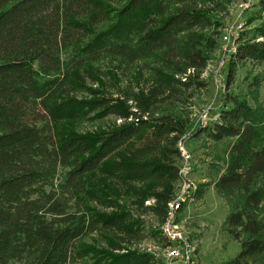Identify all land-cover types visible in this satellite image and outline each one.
<instances>
[{"label": "trees", "instance_id": "trees-1", "mask_svg": "<svg viewBox=\"0 0 264 264\" xmlns=\"http://www.w3.org/2000/svg\"><path fill=\"white\" fill-rule=\"evenodd\" d=\"M209 1L0 0V264H163L131 248L161 237L123 198L161 223L166 218L180 178L178 141L188 130L176 108L195 87H206L201 75L219 22ZM252 31L247 40L240 35L229 56L226 90L238 62L264 63V20ZM103 59L111 86L131 68L145 86L123 98L107 95L99 67H91ZM87 78L100 88L89 87ZM259 82L254 76L249 87ZM84 91L92 97L80 96ZM106 116L122 121L76 129L85 118ZM202 134L231 140L214 185L229 201L227 230L240 244L231 263L247 264L264 252L257 217L264 110L226 91L218 120L194 133ZM60 168L68 169L62 188L46 191ZM204 191L199 186L197 197ZM93 233L106 246L87 244Z\"/></svg>", "mask_w": 264, "mask_h": 264}, {"label": "rangeland", "instance_id": "rangeland-1", "mask_svg": "<svg viewBox=\"0 0 264 264\" xmlns=\"http://www.w3.org/2000/svg\"><path fill=\"white\" fill-rule=\"evenodd\" d=\"M217 1L210 0L208 3L211 12L219 19V22L212 30L214 33L212 37L214 47L210 51L211 59L201 75V80L206 83V87H195L191 91L193 96L183 106L178 105L176 108V111L181 112L188 120V130L180 140L191 156L193 167L185 182L180 180L175 182L173 198H176L185 186H189L191 194L194 192V200L188 201L177 216V220L183 222L188 242L194 247L190 259L194 264H232L231 261L240 251L239 242L227 230L226 221L230 208L229 201L216 191L214 185L215 180L226 167L231 140L227 138L215 141L205 134L196 136L194 133L201 126H208L212 124L216 117H219L226 91L244 100L252 109L259 105L264 110V63L249 60L238 62L235 67L234 81L229 86V90H226V80L229 72V49H226L225 42V36L229 37L230 44L237 43L240 35L243 36L240 41L247 40L252 36L253 27L261 24L264 20V0ZM63 58L64 61L69 60L71 53L66 52ZM107 65V59L91 65V67H99L95 69L99 70V76L103 79L102 86L107 95L123 98L128 90L137 92L145 86L143 79L136 80L137 74H134L135 71L132 68L130 71L114 78L115 81H112L114 85L111 86V78L108 73L111 69L106 68ZM145 76H149L148 71L145 72ZM254 76L258 77L260 82L256 89H251L249 85ZM86 81L89 87L100 88L99 83H94L90 78H87ZM79 95L86 98L92 97L89 92L85 91ZM129 103H131V100H129ZM121 121V119L114 116L97 119L85 118L76 124V129L80 132L98 131L121 123ZM180 159L179 164H182ZM67 171V168H60L57 176L52 180V184L46 187V191L51 189L60 190ZM257 183L263 190L257 217L264 225V175L257 180ZM199 186L205 190L200 198L196 195ZM130 198H123L127 200L129 210L147 229L159 230L161 237V239L149 237L140 242H134L131 248L150 252L164 264L167 252L166 246L169 244L161 233V226L164 221L161 223L159 217L151 211L138 208ZM67 203L71 210H74L73 207L77 205L75 199ZM152 204H154L153 199L146 201L145 206ZM91 205L98 209L110 210L94 201ZM262 238L264 239V231ZM84 240L89 245L106 246V242L102 241L98 233H93ZM179 264H183V262ZM247 264H264V252L250 257Z\"/></svg>", "mask_w": 264, "mask_h": 264}, {"label": "built area", "instance_id": "built-area-1", "mask_svg": "<svg viewBox=\"0 0 264 264\" xmlns=\"http://www.w3.org/2000/svg\"><path fill=\"white\" fill-rule=\"evenodd\" d=\"M226 49H229V56L236 52V43L230 44L229 37L225 36ZM228 60V59H226ZM224 64V61L222 60ZM179 151L182 164H179L181 182H185L186 178L190 176L192 172V160L189 152L185 148V145L181 140L179 141ZM189 175V176H188ZM194 193V192H193ZM191 194L189 186H185L184 189L177 195L176 198H172L167 207V215L161 226V233L164 238L169 242L166 246V259L164 264H194L191 259V253L194 247L187 240L186 231L182 221L177 220L178 212L183 209L188 201L194 200V194Z\"/></svg>", "mask_w": 264, "mask_h": 264}, {"label": "crops", "instance_id": "crops-1", "mask_svg": "<svg viewBox=\"0 0 264 264\" xmlns=\"http://www.w3.org/2000/svg\"><path fill=\"white\" fill-rule=\"evenodd\" d=\"M218 118H219V117H216V118L213 120L212 123L216 122V121L218 120Z\"/></svg>", "mask_w": 264, "mask_h": 264}]
</instances>
